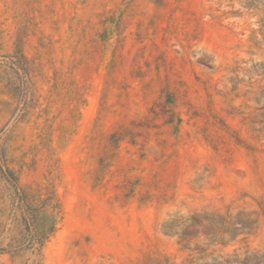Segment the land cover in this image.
<instances>
[{
	"label": "rangeland",
	"instance_id": "1",
	"mask_svg": "<svg viewBox=\"0 0 264 264\" xmlns=\"http://www.w3.org/2000/svg\"><path fill=\"white\" fill-rule=\"evenodd\" d=\"M1 154L0 264H264V0H0Z\"/></svg>",
	"mask_w": 264,
	"mask_h": 264
},
{
	"label": "trees",
	"instance_id": "2",
	"mask_svg": "<svg viewBox=\"0 0 264 264\" xmlns=\"http://www.w3.org/2000/svg\"><path fill=\"white\" fill-rule=\"evenodd\" d=\"M15 69L18 73H22L28 76L29 67L26 57L23 53L19 52L18 56L13 62ZM0 177L15 188V193L12 198L13 210L16 215L19 216L20 221L30 231L32 240L34 239L39 243V249L42 246V240L46 238L43 234H40L38 230V218L41 213L48 214V226L47 232H52L55 229L56 217L59 213V206L57 203H53L50 200L41 198L40 196H34L33 194L25 191L18 186V177L14 171L7 165L4 155H0ZM194 218H197L193 215ZM193 226L183 224L181 226L182 232L189 231ZM165 233H170L168 230H164ZM257 253L247 254L240 264H261L263 260L256 257ZM200 264H231L230 260H226V257L218 256L214 257L211 262H205Z\"/></svg>",
	"mask_w": 264,
	"mask_h": 264
}]
</instances>
